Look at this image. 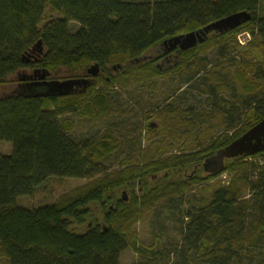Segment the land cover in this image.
<instances>
[{"label":"trees","instance_id":"obj_1","mask_svg":"<svg viewBox=\"0 0 264 264\" xmlns=\"http://www.w3.org/2000/svg\"><path fill=\"white\" fill-rule=\"evenodd\" d=\"M240 12L251 21L210 34L180 52L174 67H161L162 52L150 61L165 41ZM241 33L252 37L247 48L236 41ZM39 41L43 55L26 63ZM93 66L97 78L88 73ZM36 69L52 80L93 84L67 97L36 98L17 81L15 93L0 96V144L13 148L0 155V263L121 264L131 249L140 264L173 255L174 264H264V151L226 161L216 175L203 169L264 119V0H0V88ZM161 79L187 93L162 113L146 114L159 128L140 127L144 140L129 134L128 157L119 159L123 140L112 129L73 137V118L99 123L113 113L118 92L154 91ZM194 90L208 96L209 109L184 108ZM223 174L228 185L218 180ZM51 179L87 183L53 204H19ZM160 205L184 210L187 220L180 249L166 255L137 231Z\"/></svg>","mask_w":264,"mask_h":264},{"label":"rangeland","instance_id":"obj_2","mask_svg":"<svg viewBox=\"0 0 264 264\" xmlns=\"http://www.w3.org/2000/svg\"><path fill=\"white\" fill-rule=\"evenodd\" d=\"M47 14L48 17L51 16L50 19L59 18L56 14H51L50 12ZM251 40L252 37L248 33H241L236 39L241 48H247ZM240 52V49L235 51L231 57L238 59V57H240ZM158 54L160 53H158L157 49L151 51L148 55L149 57L152 56L154 58L155 56H159ZM210 55L214 64L218 63L215 62L216 58H213L214 55H216L215 52ZM30 74L32 75L30 70L18 73L14 78L15 81L13 83L4 88H0V96L15 93L18 89L17 81H20V76ZM47 81H52L51 76ZM157 84V90L154 91L145 87L132 88L128 92H118L119 96L114 98L115 109L113 110V113L99 123H92L88 120L77 117L73 118L75 122L73 137L78 139H90L98 133L112 129L113 134L123 140L119 159L128 157L132 154V142L131 137H128L129 134H135L136 137L141 135V137L143 136L142 140H144L147 131L140 130V127H143V129L144 127L149 126L150 128H159V122L154 119L148 121L147 117H145L146 114L162 113L166 107L171 105L170 103L179 100L183 94L187 93L184 92L185 88H180L181 83L178 81L171 83L169 79H161ZM183 86L185 87V85ZM224 98L227 101H231V98L228 96H224ZM184 99H186V106H184V108L193 105L200 109H209L206 103L208 96L201 94L198 91H192V94ZM154 123H156L157 126H154ZM142 146L143 148H146L148 144L143 142ZM12 150L13 148L10 143L0 144V155H10ZM114 158L113 169H117V157ZM262 162L264 165V159ZM218 180H221L228 185L229 177L226 174H223ZM86 183V180L51 179L40 187L34 195L21 198L19 204L27 208H36L42 205L53 204L62 196L84 186ZM184 209L187 208L184 207ZM182 211L184 210H175L173 212L166 205H160L154 213L149 214L145 220L137 226L141 242L147 246L160 243L159 246L165 249L164 255L170 251H174V249H180V244L182 243L181 232L187 223ZM174 263H176L174 255L170 260L165 258L159 262V264ZM0 264H6V262L2 261ZM121 264H140L139 256L133 250L128 249L121 257Z\"/></svg>","mask_w":264,"mask_h":264},{"label":"water","instance_id":"obj_3","mask_svg":"<svg viewBox=\"0 0 264 264\" xmlns=\"http://www.w3.org/2000/svg\"><path fill=\"white\" fill-rule=\"evenodd\" d=\"M251 19V14L247 12L230 15L207 26L197 33H190L165 41L158 49V53L162 52L167 55L176 51H189L197 47L199 44H204L209 39L210 34L215 33L224 35L250 22ZM43 53L44 48L42 46V41H39L31 53L25 57L26 63L38 61ZM37 73H39V76L36 77V80L38 79L39 81L32 82L28 86L29 91L36 93V98L67 97L78 92H86L93 84L90 79L47 81L50 77L48 71L38 70ZM88 73L93 78H97L100 75V68L98 66H93L89 69ZM29 80L32 81L33 78H27L26 75H23L20 79L22 83ZM38 90L43 92L37 94ZM262 151H264V119L242 137L207 159L203 164V169L206 174L216 175L225 169L226 161L234 160L243 156L255 155Z\"/></svg>","mask_w":264,"mask_h":264},{"label":"flooded vegetation","instance_id":"obj_4","mask_svg":"<svg viewBox=\"0 0 264 264\" xmlns=\"http://www.w3.org/2000/svg\"><path fill=\"white\" fill-rule=\"evenodd\" d=\"M179 53H180L179 51H176V52H173V53H171V54H168V55H166V56L161 57V59H160V63H159V64H160L161 67H163L165 70L174 67L175 65H177V64H176L177 62H178V64H179V61H178V60L181 61V56H180ZM156 57H157V56H155V57L153 58L152 56H150V57H149V58H150V61H152L153 59H156ZM152 58H153V59H152ZM33 62H34V61H33ZM37 71H38V69L34 70V72L32 73V75H30V76L27 75V78H29V77H32V78H33L32 81L29 80V81H27V82H24L23 84L27 85V87H28L29 84H31L32 82L39 81L38 79L36 80V77L39 76V73H37ZM21 83H22V82H21ZM154 126H155V125H154ZM151 127H153V126H151ZM153 128H154V127H153ZM153 128H151V129H153Z\"/></svg>","mask_w":264,"mask_h":264}]
</instances>
